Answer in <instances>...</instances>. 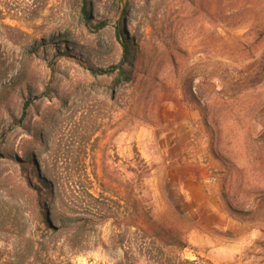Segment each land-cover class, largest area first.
I'll use <instances>...</instances> for the list:
<instances>
[{
    "label": "rangeland",
    "instance_id": "1",
    "mask_svg": "<svg viewBox=\"0 0 264 264\" xmlns=\"http://www.w3.org/2000/svg\"><path fill=\"white\" fill-rule=\"evenodd\" d=\"M122 40L130 80L93 75ZM150 218L264 264V0H0V264H125L116 223Z\"/></svg>",
    "mask_w": 264,
    "mask_h": 264
},
{
    "label": "trees",
    "instance_id": "2",
    "mask_svg": "<svg viewBox=\"0 0 264 264\" xmlns=\"http://www.w3.org/2000/svg\"><path fill=\"white\" fill-rule=\"evenodd\" d=\"M84 2L87 0H83ZM86 16V7L84 10ZM127 17V13H124L121 16V19H125ZM122 47L124 50V59L123 64L120 67H113L110 70H100V69H91L93 75H111L115 71L119 70L117 82L120 83L122 81H129L131 70L127 69V64L132 61V53H131V43L127 40H122ZM89 196L92 199V204L90 208L93 212H96L94 215H98L100 217H105L108 219V213L110 211V206L108 202H114L110 200L108 197L104 196V194H93L89 193ZM136 203V202H135ZM102 215V216H101ZM106 215V216H104ZM70 221L73 223V227L76 232L74 237L76 239L82 238L86 235L87 229L92 227L94 229L96 227L97 221L94 217H75L71 218ZM119 228V243H121V248L124 252V262L125 264H139V260H137L131 252V245L133 244L129 236V231L131 229H135L134 235L141 239L142 242V256L146 258L147 263L153 264H205V262L201 259L199 260H189L185 259L182 256V252L187 248V243L183 237V234L180 230H178L177 226L173 223H169L166 221H158L154 220V218H150L148 220L142 221V226L138 225L137 222H128L119 221L116 223ZM47 230H60V227H56L46 222ZM131 234V233H130ZM138 239V240H139ZM137 240V239H132ZM130 245V246H129Z\"/></svg>",
    "mask_w": 264,
    "mask_h": 264
},
{
    "label": "crops",
    "instance_id": "3",
    "mask_svg": "<svg viewBox=\"0 0 264 264\" xmlns=\"http://www.w3.org/2000/svg\"><path fill=\"white\" fill-rule=\"evenodd\" d=\"M190 191L191 190L188 188V192H190ZM191 195H192V193H191ZM192 202H194L193 203L194 206H200V205H204L203 203H205V199L200 200L198 202H195V201H192ZM188 203H191V202L188 200ZM207 212L212 213V214L221 215L220 209L218 207H216L214 209H208ZM194 233L195 234L192 236V241L195 242V244L198 247V250H200L201 252H203V254H205V252H206L205 246L208 245V243H209L210 232L202 227L200 230H198L197 232L195 231ZM214 251H215V248L212 249V252H214ZM197 253H199V252H197Z\"/></svg>",
    "mask_w": 264,
    "mask_h": 264
}]
</instances>
